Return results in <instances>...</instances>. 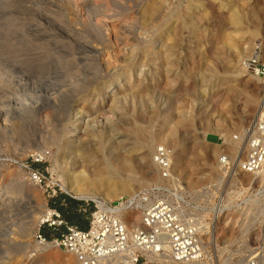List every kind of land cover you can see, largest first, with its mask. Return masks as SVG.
<instances>
[{
  "label": "rangeland",
  "instance_id": "1",
  "mask_svg": "<svg viewBox=\"0 0 264 264\" xmlns=\"http://www.w3.org/2000/svg\"><path fill=\"white\" fill-rule=\"evenodd\" d=\"M259 42L264 0H0V188L31 204L0 215V264L73 262L36 237L59 195L84 205L159 182L196 211L224 194L208 250L214 264H245L264 229L263 176L235 169L225 179L218 157L236 155L234 137L257 112L263 84L242 62ZM236 44L248 49L236 54ZM159 146L173 151L167 181L154 162ZM108 179L127 192L113 194Z\"/></svg>",
  "mask_w": 264,
  "mask_h": 264
},
{
  "label": "built area",
  "instance_id": "2",
  "mask_svg": "<svg viewBox=\"0 0 264 264\" xmlns=\"http://www.w3.org/2000/svg\"><path fill=\"white\" fill-rule=\"evenodd\" d=\"M242 68L247 75L262 81L263 89L257 113L244 131L243 142H247L248 148L238 168L242 173L258 175L264 171L263 43L255 44ZM172 157L168 146H159L155 151L154 162L166 181L172 176ZM218 158L224 178L232 177L237 168L232 157L223 151ZM32 177L39 184L46 179L37 170ZM218 198L208 212L196 211L176 187L154 183L114 201L87 200L80 208L87 215V229L69 223L54 210L50 218L40 223L36 237L40 244L53 245L73 256L74 264H205L213 256L207 240L214 237L218 221L228 208L225 195ZM44 225L63 231L47 237L41 230ZM211 261L214 264L213 257ZM245 264H264V229Z\"/></svg>",
  "mask_w": 264,
  "mask_h": 264
},
{
  "label": "bare ground",
  "instance_id": "3",
  "mask_svg": "<svg viewBox=\"0 0 264 264\" xmlns=\"http://www.w3.org/2000/svg\"><path fill=\"white\" fill-rule=\"evenodd\" d=\"M39 1V0H38ZM5 2V1H4ZM36 2V1H35ZM35 2H33V3H35ZM40 2H41V0H40ZM36 4V3H35ZM85 4V3H84ZM166 4H167V2H166ZM36 6V5H35ZM34 6V7H35ZM75 6V5H74ZM26 7V6H25ZM42 7V6H41ZM48 7V6H47ZM149 7V6H148ZM155 8V7H154ZM35 9V8H34ZM76 10V9H75ZM85 10V9H84ZM153 10V9H152ZM41 13H42V11H41ZM45 14V13H44ZM35 15V14H34ZM42 16V15H41ZM44 16V15H43ZM38 17V16H37ZM68 18V17H67ZM69 19V18H68ZM155 19V18H154ZM157 19H159V18H157ZM45 20V19H44ZM70 20V19H69ZM46 22H47V20H46ZM51 22V21H50ZM231 22L234 24V25H238V24H240L241 23V17H240V15H238V14H232V16H231ZM52 23V22H51ZM50 24V23H49ZM54 25V24H53ZM61 25V24H60ZM91 25V24H90ZM55 26V25H54ZM57 26H58V24H57ZM62 26H64V25H62ZM46 27V26H45ZM57 28H60V27H57ZM39 29V28H38ZM37 29V30H38ZM57 30V29H56ZM98 30V29H97ZM42 31V30H41ZM58 31V30H57ZM126 31V30H125ZM39 32V31H38ZM77 32V31H76ZM63 33V32H62ZM53 34V33H52ZM99 34V33H98ZM23 35V34H22ZM33 35H35V34H33ZM62 35V34H61ZM36 36H38V35H36ZM48 36V35H47ZM25 37V36H24ZM43 37V36H42ZM61 37V36H60ZM77 39V38H76ZM39 40V39H38ZM49 41V40H48ZM100 41V40H99ZM142 41V40H141ZM229 41V40H228ZM230 42V41H229ZM13 43V42H12ZM54 43V42H53ZM110 43V42H109ZM74 44H76V43H74ZM73 44V45H74ZM84 45V44H83ZM100 45V44H99ZM20 46V45H19ZM76 46V45H75ZM85 46V45H84ZM18 47V46H17ZM25 47V46H24ZM57 47V46H56ZM88 47V46H87ZM43 48V47H42ZM107 49V48H106ZM124 49V48H123ZM245 49H248V47H242V46H240V45H238V44H236V45H234V48H233V50H234V52L236 53V54H244V50ZM9 50V49H8ZM21 51V50H20ZM93 51H94V49H93ZM111 51V50H110ZM38 52V51H37ZM41 52V51H40ZM21 53V52H20ZM96 53V52H95ZM108 53H109V51H108ZM13 55V54H12ZM72 55V54H71ZM137 56V55H136ZM27 57V56H26ZM70 57V56H69ZM112 57V56H111ZM81 58V57H80ZM93 58V57H92ZM84 59V58H83ZM83 59H82V61H83ZM91 59V58H90ZM109 59V58H108ZM110 60V59H109ZM85 61V60H84ZM81 62V61H80ZM94 62V61H93ZM11 63V62H10ZM22 63V62H21ZM85 63V62H84ZM91 63V62H90ZM100 63H101V61H100ZM105 63V62H104ZM114 63V62H113ZM98 64V63H97ZM113 65V64H112ZM90 67V66H89ZM81 69V68H80ZM93 69V68H92ZM66 70V69H65ZM17 71V70H16ZM19 71V70H18ZM16 73V72H15ZM53 73V72H52ZM31 74V73H30ZM71 74V73H70ZM95 74V73H94ZM88 75V74H87ZM90 76V75H89ZM20 77V76H19ZM22 77V76H21ZM61 77V76H60ZM95 77V76H94ZM23 78V77H22ZM87 78V77H86ZM76 79V78H75ZM79 79V78H78ZM40 80V79H39ZM63 80V79H62ZM70 81V80H69ZM47 81H45L44 83H46ZM27 84V83H26ZM51 84V83H50ZM55 84V83H54ZM64 84V83H63ZM68 84V83H67ZM22 85V84H21ZM47 86V85H46ZM58 86V85H57ZM64 86V85H63ZM56 88V87H55ZM59 88V87H58ZM57 88V89H58ZM60 89H62V88H60ZM72 89H75V88H72ZM71 90V89H70ZM74 91V90H73ZM56 92V91H55ZM21 93V92H20ZM71 93V91H68V92H63L61 95L62 96H69V94ZM73 93V92H72ZM53 94V93H52ZM74 94V93H73ZM61 96V97H62ZM65 98H68V97H65ZM70 98V97H69ZM13 99V98H12ZM46 99H47V97H46ZM62 99H64V98H62ZM48 100V99H47ZM27 101V100H26ZM46 101V100H45ZM61 101V100H60ZM59 101V102H60ZM64 101H65V99H64ZM66 101H68V100H66ZM69 101H71V100H69ZM261 101V100H260ZM51 103H52V101H51ZM61 103H63V102H61ZM61 103H59V104H61ZM70 103V102H69ZM260 104V103H259ZM53 105V104H52ZM70 105V104H69ZM84 106V105H83ZM258 107H259V105H258ZM40 109V108H39ZM258 109V108H257ZM79 111V110H78ZM4 112V111H3ZM253 111H251V113H252ZM78 113H82V111H80V112H78ZM257 113V112H256ZM53 114V113H52ZM55 114H57V113H55ZM256 115V114H255ZM55 116V115H54ZM61 116V115H60ZM56 117V116H55ZM59 118V117H58ZM57 118V119H58ZM55 119V118H54ZM60 119V118H59ZM4 121V120H3ZM3 123L4 122H2V119H1V115H0V130L3 128ZM46 124V123H45ZM6 125V124H5ZM61 131V130H60ZM245 131V130H244ZM244 131H243V133L241 134V138L238 136V141H240V142H242L243 143V145H242V143H240V146L239 147H237L238 148V151L236 152V155L235 154H232L231 153V155H230V153L229 152H226L227 154H229L231 157H232V159H233V161L235 162V166L237 167V168H235L236 170H241L240 168H238L239 166V162H240V160L242 159V157H243V155L245 154V152H246V150H247V148H248V145H247V142L246 141H244L243 142V139H244V137H245V135H244ZM85 132L87 133V134H92V130L89 128V126H87V127H85ZM59 133V132H58ZM90 137V136H89ZM61 140V139H60ZM78 140V139H77ZM53 141V140H52ZM79 141V140H78ZM50 143V142H49ZM54 143V142H53ZM62 143V142H61ZM235 143V142H234ZM52 144V143H51ZM147 145H149L150 143L149 142H147L146 143ZM61 145V144H60ZM72 145V144H71ZM65 146V145H64ZM76 146H78V145H76ZM75 146V147H76ZM236 146V145H235ZM67 147V146H66ZM236 148V147H235ZM75 150V149H74ZM71 151V150H70ZM63 152V151H62ZM61 152V153H62ZM149 152V151H148ZM69 153V152H68ZM143 153L142 152H140L139 153V157H140V159H144L145 158V155H142ZM63 157V156H62ZM64 160V159H63ZM219 165H220V163H219ZM262 179L264 180V171L262 172ZM108 181V184L111 186V182L112 181H110L109 179L107 180ZM3 187V186H2ZM115 186H111V190H113L112 191V193L113 194H115L116 196H120V195H123L124 194V192H127L126 191V188L123 186V185H119V186H117L116 188H114ZM2 188H0V215H3L4 213H6V212H8V210H10V208H12V209H18L19 211H24V209L26 210V209H29L30 207H31V204H30V202H27V200H26V202H22L21 200H19V199H16V197L15 196H4V194L2 193ZM7 192V191H6ZM25 192H27V191H25ZM5 193V192H4ZM25 194V193H24ZM131 194H134V193H131ZM21 195H23V194H21ZM257 201V200H256ZM256 201H255V203H256ZM258 201H260V200H258ZM264 207V206H263ZM21 209V210H20ZM11 211V210H10ZM31 211V210H30ZM52 215V213H51V211H49V212H47V214H44V215H42L41 217H40V219H43V220H46V219H48V218H50V216ZM37 218V217H36ZM4 244H6V242H2V241H0V247H3L4 246ZM74 262H75V259H74V257H73V262L72 263H70L69 262V264H74ZM52 264H60V263H55V262H53Z\"/></svg>",
  "mask_w": 264,
  "mask_h": 264
},
{
  "label": "trees",
  "instance_id": "4",
  "mask_svg": "<svg viewBox=\"0 0 264 264\" xmlns=\"http://www.w3.org/2000/svg\"><path fill=\"white\" fill-rule=\"evenodd\" d=\"M68 201V204L71 205V208L63 207V202ZM83 204V201L75 200L67 195H59L58 199L55 201V209L60 213V215H64L68 221H75L77 218L79 219L80 213L78 211L79 206ZM73 206V207H72ZM48 226V225H45ZM49 227V226H48ZM50 228V227H49ZM42 233L47 237H51V235L46 231V229H42Z\"/></svg>",
  "mask_w": 264,
  "mask_h": 264
},
{
  "label": "crops",
  "instance_id": "5",
  "mask_svg": "<svg viewBox=\"0 0 264 264\" xmlns=\"http://www.w3.org/2000/svg\"><path fill=\"white\" fill-rule=\"evenodd\" d=\"M79 213H80V217L79 219L77 218V220L75 221H68L69 223L73 224V225H77L82 229H87L89 226V222L88 220L86 221L85 219H87V215L83 214L82 212H80V207L78 209Z\"/></svg>",
  "mask_w": 264,
  "mask_h": 264
}]
</instances>
